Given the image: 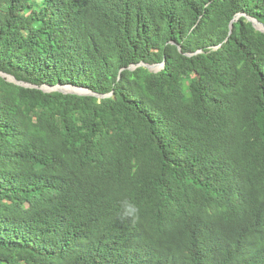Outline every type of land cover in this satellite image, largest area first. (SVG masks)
<instances>
[{"label":"trees","instance_id":"1","mask_svg":"<svg viewBox=\"0 0 264 264\" xmlns=\"http://www.w3.org/2000/svg\"><path fill=\"white\" fill-rule=\"evenodd\" d=\"M252 20L264 0H0V72L36 87L0 76V264H264Z\"/></svg>","mask_w":264,"mask_h":264},{"label":"water","instance_id":"2","mask_svg":"<svg viewBox=\"0 0 264 264\" xmlns=\"http://www.w3.org/2000/svg\"><path fill=\"white\" fill-rule=\"evenodd\" d=\"M253 21V25L254 27L259 30L264 32V27L257 23L255 20ZM143 66H145L146 68H148L150 71H154V72H158L162 69L163 64L161 65H145V64H141ZM131 68H134V66H132ZM0 76L5 78L6 81L10 82V83H14L16 85L22 86V87H26V88H36L35 86H32L30 84H26L24 82L18 81L16 80L13 76H10L8 74H4L0 72ZM42 91L44 92H61L64 94H76V95H81V96H87V95H91V96H96L99 99L108 97L107 96H102V95H97L93 92H91L90 90L84 89V88H77V87H72V86H62V85H57L55 87H48V86H43L41 88Z\"/></svg>","mask_w":264,"mask_h":264},{"label":"clouds","instance_id":"3","mask_svg":"<svg viewBox=\"0 0 264 264\" xmlns=\"http://www.w3.org/2000/svg\"><path fill=\"white\" fill-rule=\"evenodd\" d=\"M140 209L138 205L130 198H123L119 202L117 211V219L121 222L130 221L136 222L139 219Z\"/></svg>","mask_w":264,"mask_h":264}]
</instances>
